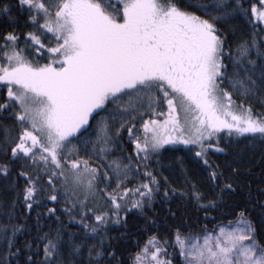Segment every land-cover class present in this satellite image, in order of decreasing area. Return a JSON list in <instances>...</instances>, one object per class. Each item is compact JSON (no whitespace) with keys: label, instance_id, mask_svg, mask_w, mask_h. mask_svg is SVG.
<instances>
[{"label":"snow or ice","instance_id":"1","mask_svg":"<svg viewBox=\"0 0 264 264\" xmlns=\"http://www.w3.org/2000/svg\"><path fill=\"white\" fill-rule=\"evenodd\" d=\"M120 4L17 0L36 29L24 40L38 54L35 61L19 47L17 35L8 32L0 37V89L7 95L0 99V114L13 121L0 136V177L8 180L10 164L20 165L16 178L26 181L23 199L31 210L37 193L44 190L43 176L50 190L48 200L71 202L63 209L70 219L79 205V223L85 229L80 236L65 237L60 229L42 234L43 260L28 256L26 264H119L107 235L109 224L121 223V211L126 214L130 207L143 213L145 204H151L160 191L161 179L167 182L162 173L158 178L151 170L150 161L160 164L162 151H184L181 168L185 158L203 166L215 190V198L203 206L214 208L225 195L241 188V173L237 164H229L227 171L214 166L210 152H226L221 140L231 143L233 136L264 140V115H255L251 105L243 103V98L264 94V37L258 40L255 32L258 24L264 25V0L259 9L255 4L246 9L243 0H213L211 6H198L207 18L189 11L185 0H120ZM11 9L8 0H0V15H11ZM241 16L251 17L253 32L237 44L233 55L224 26L235 31L234 22ZM225 81L227 86L221 87ZM110 105L114 107L109 115L118 126L112 128L101 118L93 139L89 121L94 113L109 111ZM13 129H17L14 135ZM122 132L139 159L127 156L123 163L116 158L102 166L99 160L108 161ZM93 158H97L95 166L90 163ZM130 174L147 182L140 179L139 186L130 189L125 184ZM185 184L190 192L171 187L164 196L170 190L201 204L205 196L200 188L187 176ZM132 191L139 198L122 204ZM98 197L111 207L89 208V198L95 205ZM257 202L264 207V189ZM48 211L55 214L56 209ZM89 219L94 223L86 222ZM18 230L13 228V236ZM175 239L185 264H264V242L258 239L247 209L239 210L234 226L229 222L218 228V234L203 236V243L193 236L186 245L179 230ZM154 242L155 237L148 242L154 247L151 260L163 264L158 259L161 248ZM12 246L9 240V255L18 256L19 249L12 252ZM142 255L148 257V246L137 254V262Z\"/></svg>","mask_w":264,"mask_h":264},{"label":"trees","instance_id":"2","mask_svg":"<svg viewBox=\"0 0 264 264\" xmlns=\"http://www.w3.org/2000/svg\"><path fill=\"white\" fill-rule=\"evenodd\" d=\"M12 5L11 15H0V37L6 35L8 32L18 36V45L25 49V55L34 61L38 59V54L34 55L31 46H25L24 40L29 31H36L31 21L29 20V13L17 7V0H8ZM113 4L120 7V0H112ZM189 11L195 12L197 15H202L207 18L204 11L199 9V5L211 6L213 0H185ZM244 7L249 9L251 5L255 4L260 8L261 0H243ZM209 10L210 7H209ZM250 16H241L235 22V31H228L229 46L235 55V49L238 43L243 40L250 39L253 32V24L249 23ZM253 23H257L253 21ZM258 35V40L264 37V25H259L255 28ZM37 35H41L37 32ZM51 34H48L50 36ZM41 39L47 43L44 35ZM0 43H3L0 40ZM252 58L255 59V49L252 52ZM41 63H47V60L40 59ZM229 64V72L232 71V65L226 58L224 61ZM227 86V81L221 87ZM229 91H233L231 88ZM7 95L3 89H0V99H6ZM233 99L237 103L241 102V98L233 91ZM244 104H250L255 115H264V94L254 97L243 98ZM109 111L94 113L93 118L89 123L93 126L89 135L94 139L98 121L104 118L109 123V126L115 128L118 126L116 121H113L109 115L114 106H108ZM161 118V117H158ZM13 121L7 117V114H0V136L3 135V127L11 128ZM17 129H13L12 134H15ZM224 137V133L220 134ZM231 143L222 139L221 146H225L227 151L218 153L214 150L210 152V161L215 165H219L222 170L227 171L229 164H237L240 167V182L241 188L231 195H225L222 201H218L216 207H204L208 200L215 198V190L209 186L207 181V173L204 171L202 165H197L194 160L185 158L183 169L179 163V158L185 156V152H163L160 154L161 163H156L155 159L150 161L151 170H153L160 178L167 177V182L161 179V188L159 192L154 194L151 204H145L144 212L141 213L136 208H131L125 212L122 210L121 223H110L108 226L107 235L111 238V243L116 251L119 264H135L137 254H141L144 247L147 246L150 239L155 237L156 241L171 245L168 251L172 252L173 262L182 264L183 256L181 250L176 245V233L179 230L182 239L189 237H202L207 234L218 232L219 227L232 225L238 219V212L240 209H247V216L253 221L257 228L258 239L264 242V207L257 202L260 191L264 189V140L260 138L251 139L246 136L231 137ZM122 145V146H121ZM2 147V145H0ZM171 147V146H166ZM182 149L186 148L184 145H178ZM131 156L135 161L139 157L134 155V145L129 141L127 133L122 132L119 137V142L116 147L108 155V161L99 160L102 166H107L108 162L119 158L123 163L128 161L124 158ZM0 162H3V157L0 155ZM93 166L97 163V158L90 160ZM12 169L11 176L8 180L0 177V261L7 260L10 264H26L28 256H32L34 261L43 260V241L42 234L55 232L60 229L62 233H75L77 236L83 235L85 229L79 223L81 212L79 205L73 209L75 218L70 219L69 215L63 211L64 208L70 207L71 202L66 203L63 199L53 202L48 200L49 189L46 188L44 177L41 176V185L44 187L43 191L37 193L36 203H33L31 210L27 209L23 199L24 188L26 181L23 177L16 178V173L20 168L19 164H10ZM143 165H141V171ZM31 171V169H27ZM185 176L191 182L195 183L203 192L205 199L201 204H197L195 200L190 197L181 198L179 192L173 193L169 190L168 196H164V191L175 187L185 192H190L191 189L185 184ZM140 179L145 177L130 174L125 184L130 189H135L139 186ZM14 185V186H13ZM115 185L113 184V187ZM59 187V185H58ZM222 187V185H221ZM249 189L251 195H249ZM139 198V193L135 191L130 192L127 197L122 200L123 203L134 202ZM104 208L107 210L110 205L106 203L103 198L97 199L95 205L89 198V208L91 207ZM50 208H55V214L48 211ZM91 217V212L88 213ZM39 217V219H37ZM57 217L59 219H57ZM114 219V217H113ZM126 221V222H125ZM88 223H94L91 219ZM13 228L19 230L13 236ZM12 242V252L19 249L18 256L9 255L8 241ZM31 244L29 249L26 245ZM38 253V254H37ZM175 264V263H173Z\"/></svg>","mask_w":264,"mask_h":264},{"label":"rangeland","instance_id":"3","mask_svg":"<svg viewBox=\"0 0 264 264\" xmlns=\"http://www.w3.org/2000/svg\"><path fill=\"white\" fill-rule=\"evenodd\" d=\"M258 8V7H257ZM259 9V8H258ZM158 118V117H157ZM158 119H163V117H161V118H158ZM234 226V225H233ZM216 234H218V232H216V233H213V235H216ZM208 235V234H207ZM201 238V240H200V242L201 243H203V236L202 237H200ZM185 240V244L186 245H188L189 244V240L188 239H184ZM155 246L156 247H160L161 248V251L158 253V259L161 261V262H163V264H173V263H175V264H178V262H173V260H172V258H171V254H172V252L171 251H168V248L171 246L170 244L169 245H166V244H164V243H161V242H159V241H156L155 240ZM176 245L179 247V249H180V246H179V244H177L176 243ZM147 246L149 247V255H148V257L147 258H144V256L142 255L141 256V262H137V261H135V264H155V262L154 261H152L151 260V256H150V253L152 252V251H154V247L152 246V245H149V244H147ZM181 250V249H180ZM143 253V251L141 252V254ZM171 253V254H170ZM183 256V259H182V264H185V256L184 255H182Z\"/></svg>","mask_w":264,"mask_h":264}]
</instances>
